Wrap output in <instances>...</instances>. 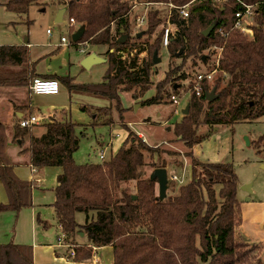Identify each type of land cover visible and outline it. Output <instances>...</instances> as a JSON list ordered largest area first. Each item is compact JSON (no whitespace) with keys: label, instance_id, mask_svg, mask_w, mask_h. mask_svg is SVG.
<instances>
[{"label":"trees","instance_id":"1","mask_svg":"<svg viewBox=\"0 0 264 264\" xmlns=\"http://www.w3.org/2000/svg\"><path fill=\"white\" fill-rule=\"evenodd\" d=\"M144 1L171 2L176 7L192 2L187 18H182L178 9H173L169 18L177 35L171 38L168 51L171 57H177L183 50L179 54L181 61L168 66L164 78L156 82L154 95L144 103L166 102L175 107L163 93L167 87L179 88L188 79L190 73L184 71L187 60L208 63L221 49L220 57H215L209 68L218 69L213 83L205 82L200 96L192 91L189 113L172 128L174 141L183 142L189 149L186 155L192 163L190 181L180 186L172 184L171 194L161 198L158 180L146 169L166 168L164 160H154L155 155L161 159L163 153L175 152L147 144L128 124L123 125L128 136L117 153L98 163L78 164L74 160L80 143L77 128L81 124L72 119L52 120L43 125L40 134L33 132L34 126L16 125L15 139L28 143L21 152L28 156L29 166L62 168L53 188L52 207L66 234L64 242L75 248V260H88L95 247L111 246L113 264H264L260 245L237 234L242 210L237 194L239 178L233 164L203 161L193 152L215 126L233 128L264 115V0H226L221 6L213 0ZM32 2L11 0L5 6L10 11L26 13ZM243 3L257 5L253 36L234 27L235 13ZM67 5L70 17L83 27L79 41L71 44L106 47L103 55L109 70L97 84H80L70 75L51 77L71 91H86L110 101H119L122 91L140 90L139 95H143L154 84V53L162 46L163 29L152 44L147 38L137 50L136 45L166 17L159 16L158 10H149L146 30L139 36L138 32L134 34L135 24L129 18L132 0H69ZM211 26L209 35L203 34ZM125 36L126 40L121 41ZM132 50L136 54L130 62L125 61L122 54H131ZM27 51L23 45H2L0 63L20 66L28 60ZM144 51L149 56L138 63ZM34 78V70L0 71V85L26 86ZM213 89L215 97L208 101L206 95ZM80 108L92 111L87 105ZM203 126L208 130L205 133L200 130ZM6 131V124L0 121V180L8 196V202H0V212L18 213L33 206L37 183L17 175L6 151ZM134 180L133 193L128 184ZM77 213L86 214L84 223L78 222ZM80 232L88 239L85 245L77 242ZM33 254L34 247L29 243H0V264H36Z\"/></svg>","mask_w":264,"mask_h":264},{"label":"rangeland","instance_id":"2","mask_svg":"<svg viewBox=\"0 0 264 264\" xmlns=\"http://www.w3.org/2000/svg\"><path fill=\"white\" fill-rule=\"evenodd\" d=\"M5 1L7 3L11 0ZM68 2L69 0H33L26 13L11 11L12 41H16L13 43L17 44L29 39L30 43L33 44L32 53L45 49L49 54L48 58L43 60V64L47 62L49 67L52 66L60 74L74 77V81L77 83L97 84L105 79L109 70V63L107 61L99 62L88 69L81 66V61L93 46L83 43L80 46L71 45V42H74L73 34L80 30L82 24L77 20L73 24L70 23L71 11L67 5ZM132 2L134 5L136 4V7L131 9L129 18L133 20L134 24H136L135 15H145L147 10H158V15L161 17H166L169 12V7L164 3L149 5L148 7L143 3L144 0H132ZM65 7L68 8L62 17V22L55 21L59 11ZM147 23L140 29L134 25V34L144 32ZM164 24L167 25L166 20L157 26L151 35L144 36L142 41L136 45V50L146 43L147 38L152 44L158 33L162 31ZM48 30H51L50 35L47 33ZM61 37H67L69 42L61 43ZM136 50H132L131 54L125 51L122 58L130 62L136 54ZM105 51L106 47L98 48V53L101 56ZM148 56V51L140 53L137 59L138 63H141ZM158 57L161 60L154 64L151 75L154 84L147 87L148 90L141 96L139 95L140 90L136 93L133 90L130 92L122 91L119 101H110L86 91L70 93L68 89H65L60 96L46 98L48 102L64 99L67 104L68 118H72L73 121L81 124L77 128L80 143L74 153V160L78 164L101 162L103 160L100 158L101 152L111 140L114 141V144L109 146H112V149L116 151L121 141L126 140L123 138L127 133L123 125L129 122H131V130L136 132L139 137H142L139 132L144 133L147 144L175 152L173 154L163 153L161 159H158L156 155L154 157L157 162L165 161L169 175L176 174L179 179H182V182L169 181L167 190L169 195L172 184L180 186L182 183L190 181L192 168L191 159L186 155L189 149L184 146L183 142L174 141L175 135L172 128L176 123L181 122L184 116L182 109L191 100L196 72L207 71L212 66L216 56H211L208 63L197 61L194 64L192 59H188L184 69L190 73L188 79L182 81L179 88L167 87V90L164 91L165 99L170 100L172 94L180 99L177 112L176 110L173 111L176 106L174 107L171 103H144L146 99L154 95L156 82L164 78L168 66L179 64L181 61L179 57H171L168 47L165 46H160ZM178 83L180 84V82ZM84 105H87L92 111H82L80 107ZM49 122L52 120L47 119L44 123L36 124L32 128L33 132L40 134L44 131L43 124ZM200 130L201 133L208 131L204 126ZM118 134L122 137H117ZM209 134L206 139L194 146V148L197 147L195 153L203 161L231 162L233 164L239 178L237 194L242 210V222L237 234L260 245L261 258H263L264 263V115L258 120L235 124L233 128L232 126H215L213 132ZM20 141L22 148L28 144L27 142L23 143L22 139ZM13 147H19L18 143L14 144ZM110 147L106 151V158L110 156L112 150ZM154 169L152 166L148 167L146 169L147 174L150 175ZM29 170L31 171V168ZM60 172H62V168L59 166L41 167L36 173L31 172L30 174L27 171V175L34 174L38 177L37 188L33 190V206L24 207L19 213L11 210L0 212V243L11 241L22 243L21 241L24 240L31 244L33 237L36 241L55 239L56 223H54L55 216L50 204L54 201L52 189L57 184V175ZM128 186L134 193L136 181L129 183ZM38 214L53 224L46 231L47 235L42 231V226L38 225ZM77 214V220L83 222L86 214Z\"/></svg>","mask_w":264,"mask_h":264},{"label":"crops","instance_id":"3","mask_svg":"<svg viewBox=\"0 0 264 264\" xmlns=\"http://www.w3.org/2000/svg\"><path fill=\"white\" fill-rule=\"evenodd\" d=\"M5 4H6L5 0H0V46L2 45H16V46L23 45L28 50L27 51L28 60L27 62H25L24 64L20 66L19 65L18 66L1 65L0 63V71L2 69H11L12 71L17 72V70L19 69H25V70L29 69V70H34L35 76H39L43 78H49L51 76H60V77L64 76L63 74H60L52 66L49 67L47 62L43 64V60L47 59L49 56V54L47 53L45 49L32 53L31 49L33 47V44L30 43L29 39H27L25 42H18L17 44L13 43L16 41H12L13 40L12 39L13 38V31H12L13 22H12V17L10 14L11 11L5 6ZM62 38L63 37H61V41H62ZM58 47H61V46H58ZM60 86H61V90L58 94L43 95V94H36V93L34 94L29 85L19 86V87L13 86V85H4V84L0 85V121L6 124V128H7L6 132L8 135V143H7L6 151L10 158V161L13 163L15 167V171L17 175L20 178L27 179V180H34L37 183L38 181L37 175H34V174L27 175V171L29 174L31 172L36 173L37 170L41 169V167L33 168L29 166V164L27 163L28 156L26 154L24 155L21 152V150L23 149L20 146L21 141L19 139L18 140L15 139V135H14L15 129L14 128L16 125H19L22 117H26L31 114H35V115L38 114L41 118H44L42 123H44L47 119L59 120V121L72 119V118H68L67 104L64 101V99H59L58 101L52 100L50 102L47 101L46 97L60 96L62 91L65 89H68L70 93L75 92V91H71L68 87H63L62 84H60ZM57 103H60V104H57ZM130 124L131 122L128 123L129 128H130ZM127 133H126V136L124 135L123 137L124 139L127 138L128 136ZM139 134L144 136L143 132H139ZM117 137H122V136L119 134V136ZM123 142L124 140H122L119 145H122ZM16 143H18L19 145V147L17 148L13 147L14 144ZM113 144H114V141L111 140V142L108 143L107 147L103 148L105 152L110 147L109 145L113 146ZM119 145L116 151L112 149V146L110 147L112 149L110 152V155L117 153ZM196 148L197 147L193 149L194 155L196 158L201 159L195 153ZM29 168H31V171L29 170ZM0 202L2 203L8 202L7 192L1 180H0ZM53 203L54 201L50 204V207L52 209L53 215L55 216L54 223H56V231H57L56 236H55V239L51 238V239H46L45 241H36L35 237H33V242H31V245L32 247H34V254H33L34 263L36 264H113V250L111 246H104V247H98V248L95 247L92 257L89 258L88 260H84V261L75 260L73 257L72 258L68 257L69 251L71 250L68 246H66L68 243L65 245L58 243V237L61 234V231L59 227L60 223L58 222V219L52 207ZM41 220L43 221L40 222ZM37 222H38V225L42 226V231H44L45 234L47 233L46 231L48 230V228L53 225V224H50L48 220L41 218L39 214L37 217ZM78 222L84 223L85 220L83 222H80V221ZM21 242H22L21 244L26 243V241L24 240ZM77 242L82 245H85L88 243V239L86 238L85 233L84 235H81V232L79 233ZM68 245H71V244H68Z\"/></svg>","mask_w":264,"mask_h":264},{"label":"built area","instance_id":"4","mask_svg":"<svg viewBox=\"0 0 264 264\" xmlns=\"http://www.w3.org/2000/svg\"><path fill=\"white\" fill-rule=\"evenodd\" d=\"M135 1V0H134ZM218 6L223 5L226 3V0H213ZM145 5H156V4H162L164 2H151V1H144ZM164 5H167L169 7V12L167 13L168 15L166 16V22L167 25H163V42L162 46L168 47L170 40L172 37L176 36V27L170 22V15L173 9H178L179 15L182 18H187L189 16L190 12V7L192 5L191 3H188L183 6L176 7L173 3H164ZM242 9L237 11L235 13V22H234V27L238 29L241 33H245L249 36H253V26L256 24L255 23V15L257 14V5L255 4H242ZM136 7V4L133 6V8ZM148 10L146 11L145 15H140L136 14L135 19H136V24L135 26L140 29L143 25H145L148 21ZM69 21L71 24L75 23L76 21L70 17ZM48 34L51 33V30L47 31ZM69 42L67 37H63L61 43L66 44ZM83 49L81 50V52ZM221 55V49H219L218 55H216L217 59ZM218 73L217 68H213L212 70L208 69L207 71H199L196 72L195 78L193 82L195 85L193 86L192 91L195 93V95L200 96L203 93V85L205 82L212 83V80L215 77V74ZM30 88L32 92L35 94H43V95H51V94H58L61 90L60 82L56 78H43L39 76H35V78L31 81L30 83ZM170 99H172L173 104L176 106V112L178 110L177 106L180 104V99H178L174 94L171 95ZM44 118H41L38 114H31L26 117H22L20 120L19 125L22 127H27L31 128L33 126H36V124L42 123ZM119 136V134H118ZM144 141L146 142L145 138L143 135H141ZM100 158H106V152L105 150L101 152ZM168 180L169 181H180L182 182V179H179L176 174H168ZM60 231L61 234L58 237V243L59 244H66L64 242V239L66 238V234L64 231H62V226L60 224ZM68 246L71 250L69 251V258H72L75 255V248L73 245H66Z\"/></svg>","mask_w":264,"mask_h":264},{"label":"water","instance_id":"5","mask_svg":"<svg viewBox=\"0 0 264 264\" xmlns=\"http://www.w3.org/2000/svg\"><path fill=\"white\" fill-rule=\"evenodd\" d=\"M76 2H79L81 0H74ZM67 10V7L61 9L59 11V13L57 14V17L55 19V21L57 22H62V17L65 13V11ZM213 26H211L210 28H208L207 30H205L203 32V34H205L206 36L209 35V33L211 32ZM83 32V27L80 28V30H78L75 34H73V41L77 42L79 41V39L81 38ZM140 32L137 34L140 36ZM126 40V36L123 37L121 39V41H125ZM183 52V50L180 51V53ZM179 53V54H180ZM159 52L156 51L154 53V64H157L160 62V58L158 57ZM179 54L177 55V57H179ZM205 57H203V60L205 61ZM107 61V57L105 56H101L98 53V46H93L91 51L88 52V54L83 58V60L81 61V66L88 69L90 68L93 64H97L99 62H106ZM214 92L215 90L213 89L210 93H208L206 95V98L208 101H212L214 99ZM189 109H190V103H188L186 105V107L182 110V113L184 115H187L189 113ZM151 177L155 178L156 180H158V192H159V196H161V198H165L166 193H167V189H168V185H169V180H168V170L167 167L166 168H155L153 170V172L151 173ZM247 187V186H246ZM81 235H84L83 232H81Z\"/></svg>","mask_w":264,"mask_h":264}]
</instances>
